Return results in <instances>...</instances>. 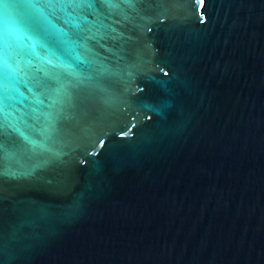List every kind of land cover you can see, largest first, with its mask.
Returning a JSON list of instances; mask_svg holds the SVG:
<instances>
[{
  "label": "water",
  "instance_id": "water-1",
  "mask_svg": "<svg viewBox=\"0 0 264 264\" xmlns=\"http://www.w3.org/2000/svg\"><path fill=\"white\" fill-rule=\"evenodd\" d=\"M0 264H264V0H0Z\"/></svg>",
  "mask_w": 264,
  "mask_h": 264
},
{
  "label": "snow or ice",
  "instance_id": "snow-or-ice-1",
  "mask_svg": "<svg viewBox=\"0 0 264 264\" xmlns=\"http://www.w3.org/2000/svg\"><path fill=\"white\" fill-rule=\"evenodd\" d=\"M204 4V0H198V7ZM2 34H0V39H2Z\"/></svg>",
  "mask_w": 264,
  "mask_h": 264
}]
</instances>
